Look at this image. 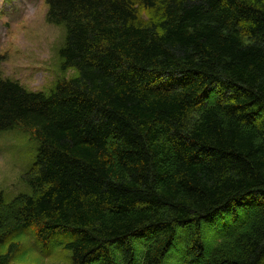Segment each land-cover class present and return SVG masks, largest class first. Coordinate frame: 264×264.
Returning <instances> with one entry per match:
<instances>
[{
    "label": "trees",
    "instance_id": "16d2710c",
    "mask_svg": "<svg viewBox=\"0 0 264 264\" xmlns=\"http://www.w3.org/2000/svg\"><path fill=\"white\" fill-rule=\"evenodd\" d=\"M45 3L60 76L0 72L37 145L0 264H264V0Z\"/></svg>",
    "mask_w": 264,
    "mask_h": 264
},
{
    "label": "rangeland",
    "instance_id": "374dc122",
    "mask_svg": "<svg viewBox=\"0 0 264 264\" xmlns=\"http://www.w3.org/2000/svg\"><path fill=\"white\" fill-rule=\"evenodd\" d=\"M46 8L45 0H0V72L29 90L46 91L61 74L57 49L63 30L47 23ZM36 150V142L23 129L0 132V193L7 199L26 189L24 176Z\"/></svg>",
    "mask_w": 264,
    "mask_h": 264
}]
</instances>
